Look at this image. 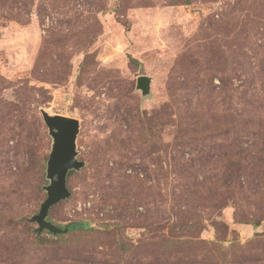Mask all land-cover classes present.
<instances>
[{"label": "rangeland", "instance_id": "1", "mask_svg": "<svg viewBox=\"0 0 264 264\" xmlns=\"http://www.w3.org/2000/svg\"><path fill=\"white\" fill-rule=\"evenodd\" d=\"M41 110L80 121L58 236ZM0 264H264V0H0Z\"/></svg>", "mask_w": 264, "mask_h": 264}, {"label": "water", "instance_id": "2", "mask_svg": "<svg viewBox=\"0 0 264 264\" xmlns=\"http://www.w3.org/2000/svg\"><path fill=\"white\" fill-rule=\"evenodd\" d=\"M152 82L153 79L147 75L137 78L136 90L141 92L143 98L151 96ZM41 114L52 138V149L46 170L48 184L43 188L46 192V199L41 204L39 212L32 216L30 221L37 224L39 234L48 231L58 236L71 232L75 225L80 224L70 223L62 227L49 218L53 207L72 197V192L68 187L70 172L80 171L85 166V162L78 159L77 138L80 132V121L72 117L51 114L45 110H41Z\"/></svg>", "mask_w": 264, "mask_h": 264}, {"label": "trees", "instance_id": "3", "mask_svg": "<svg viewBox=\"0 0 264 264\" xmlns=\"http://www.w3.org/2000/svg\"><path fill=\"white\" fill-rule=\"evenodd\" d=\"M74 172H70V174H69V176L70 175H72ZM250 177H252V175L250 174ZM251 186H252V188H249V191H252V194H254V195H258V193H257V190H256V185H255V182L254 181H252L251 182ZM229 187V186H228ZM85 227H87V224H85V223H80L79 225H75V227L74 228H80V229H85ZM61 235H63V234H61Z\"/></svg>", "mask_w": 264, "mask_h": 264}]
</instances>
